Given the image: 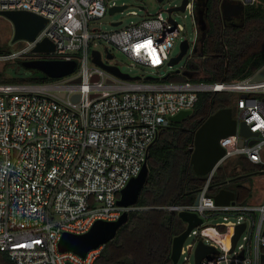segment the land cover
Instances as JSON below:
<instances>
[{"label": "built area", "instance_id": "built-area-1", "mask_svg": "<svg viewBox=\"0 0 264 264\" xmlns=\"http://www.w3.org/2000/svg\"><path fill=\"white\" fill-rule=\"evenodd\" d=\"M230 1L244 7L260 4L259 0ZM115 5L120 4L108 0H0V11L28 10L48 20L34 41L3 57L77 62L75 71L61 77L0 83V249L13 264H94L104 245L90 249L85 256L62 251L63 234L85 233L99 219L114 221L125 210L136 208L118 204L121 191L141 172L150 147L173 122L171 116L193 110L200 92L232 91L237 94L233 111L237 130L221 138L223 156L204 175L193 202L165 208L196 212L203 219L188 234L187 238L195 235L196 240L185 239L180 257L194 247L195 256L198 242L204 240L218 251L208 252L200 264H262L264 79L253 80L256 72L231 82H206L182 72L187 78L182 81L164 76L124 78L95 62L92 50L100 52L103 62L114 65L102 56L100 47L105 43L106 56L113 46L132 64L158 70L171 66V51L184 27L166 9H159L118 29L99 28L96 20ZM186 10L196 20V0H189ZM45 38L55 44V50L34 52L37 42ZM197 40L194 46L188 40V60L195 57ZM95 74L98 80L92 79ZM243 122L258 134H242ZM240 155L261 168L248 174L243 201L219 205L212 190L214 176L220 166ZM230 214L237 219L228 218ZM218 215L224 219L207 224L206 218ZM242 223L245 227L232 249L236 227ZM185 259L191 264L187 256Z\"/></svg>", "mask_w": 264, "mask_h": 264}, {"label": "trees", "instance_id": "trees-1", "mask_svg": "<svg viewBox=\"0 0 264 264\" xmlns=\"http://www.w3.org/2000/svg\"><path fill=\"white\" fill-rule=\"evenodd\" d=\"M222 1H206L207 27L198 34L195 59L186 65L202 69V80L206 82L243 80L264 66V4H247L237 18H228L221 11ZM46 79L47 76L34 74L14 82ZM168 79L187 78L175 72ZM236 99L237 94L232 91L200 92L189 116L161 130L149 150V174L136 208L129 211L128 221L104 245L94 264L172 263L173 238L184 231L186 222L178 212L165 206L196 199L205 176L196 174L191 162L195 132L220 108L232 107L234 111ZM260 168L245 155L229 159L217 170L212 190L217 193L222 188L233 189L237 199L243 201L248 192V174ZM0 264H13L9 254L1 249Z\"/></svg>", "mask_w": 264, "mask_h": 264}, {"label": "water", "instance_id": "water-1", "mask_svg": "<svg viewBox=\"0 0 264 264\" xmlns=\"http://www.w3.org/2000/svg\"><path fill=\"white\" fill-rule=\"evenodd\" d=\"M163 1V0H160ZM189 0H182L180 4L170 5L166 10L170 14V18L173 19V11H184ZM205 0H196V21L200 31H205L207 22L205 19ZM127 7V4H120L110 7L109 12L114 13L116 11H122ZM143 8V7H142ZM244 6L240 2H232L230 0H223L222 12L228 17L239 16L242 14ZM0 15L5 16L12 21L15 28V34L13 41L19 39H26L28 41H34L37 33L48 22L47 18L28 10H3L0 11ZM121 21L114 22L117 26ZM180 53L174 56L170 65H177L180 60L185 56L189 49V41L184 39L181 42ZM55 50V44L45 38L42 41H38L34 46V52H50ZM196 51V49H195ZM93 59L98 64L104 66L108 70L124 77H130L126 73H122L118 66L107 64L102 61L101 54L98 50H92ZM107 56L113 58V52L107 49ZM19 63L27 70H41L45 76L49 77H61L75 71L77 62L73 60L64 59H19ZM175 72H182L192 79H200L203 77L202 69H192L190 67L176 68L164 75V78H168L170 74ZM147 78H153L149 75ZM98 80L99 76L95 74L92 78ZM253 80L264 79V66L256 72L252 78ZM80 79H78L79 81ZM76 98L78 95L75 96ZM192 113V110H182L179 113L171 116L173 122H180ZM237 130V120L233 116L232 107H223L212 113L196 130L194 136L193 146L191 147V162L193 169L198 175H206L217 163V161L223 156L225 149L221 145V138L235 133ZM240 132L244 135H257V132L250 130L249 126L243 122L240 126ZM254 141V140H253ZM252 141V142H253ZM149 174L148 161L143 165L141 172L133 177L128 184L122 189L121 196L118 199V204L122 206H134L137 204L140 194L144 188L147 177ZM214 198L217 204H229L234 203L237 199L236 191L230 188H222L216 194ZM197 201V200H196ZM179 216L186 222V228L180 234L174 236L171 248V264H177L180 258L181 249L185 239L190 231L200 225L203 221L202 217L196 212L183 210L179 212ZM129 211L125 210L121 216L114 221H107L99 219L90 228L89 231L82 234H74L65 232L60 240V249L62 251H75L82 256L93 248H97L100 245H105L112 240L119 228L128 221ZM245 223L239 224L236 227V232L233 236V248L236 245L237 239L240 233L243 231ZM218 250L210 244H207L204 240H200L195 249V264H200L202 258L208 252H217ZM243 255V253L241 254ZM262 264H264V253L262 254Z\"/></svg>", "mask_w": 264, "mask_h": 264}, {"label": "rangeland", "instance_id": "rangeland-1", "mask_svg": "<svg viewBox=\"0 0 264 264\" xmlns=\"http://www.w3.org/2000/svg\"><path fill=\"white\" fill-rule=\"evenodd\" d=\"M259 1L260 3L264 4V0ZM108 2L127 4V7L122 11H116L114 13H110L108 10L104 16L98 18L96 20V25L103 30L118 29L124 25L129 24L131 21H138L150 13H155L159 9H166L170 5L180 4L182 0H108ZM167 13L168 12H165V14ZM173 17L184 27V30L181 32L180 38L177 40L174 48L171 51V55L176 56L180 53V43L183 38H187L190 41L191 45L194 46L198 36V27L195 16L188 10L173 11ZM114 21H122V24L115 26L112 24V22ZM14 34L15 28L12 21L5 16L0 15V83L14 82L18 79H21L22 77H29L34 74L40 75L41 77L45 76L43 71L38 69L30 71L19 63V59H26L27 56L3 57L4 55L12 54L13 52L23 48L28 44V40L26 39L13 41ZM104 45L105 43L100 47V49L103 51L102 56L106 61H109L118 66L122 73H126L131 77H140L142 79L146 78L149 75L154 77H162L171 70L182 68L184 65L190 64L195 59V57H190V59L188 60V57L190 56L188 54L185 55L175 66L166 65L162 69L155 70L148 66L132 64L131 61L123 53L118 51L113 46H110V49L113 52L114 57L110 59L106 56ZM200 79L202 80V78ZM228 218L236 220L237 215L230 214L228 215ZM223 219V215L211 216L206 218V222L208 225H214L216 221H221ZM195 240V235H190L187 238V242H195ZM194 248H192V250H190L187 254L182 255L179 258L177 264H187L185 256L188 257V261L191 264H195Z\"/></svg>", "mask_w": 264, "mask_h": 264}, {"label": "flooded vegetation", "instance_id": "flooded-vegetation-1", "mask_svg": "<svg viewBox=\"0 0 264 264\" xmlns=\"http://www.w3.org/2000/svg\"><path fill=\"white\" fill-rule=\"evenodd\" d=\"M205 1H207V0H205ZM241 15V14H240ZM238 16H234V18H237ZM231 18H233V17H231ZM239 19V18H238ZM238 19H235V20H238Z\"/></svg>", "mask_w": 264, "mask_h": 264}]
</instances>
